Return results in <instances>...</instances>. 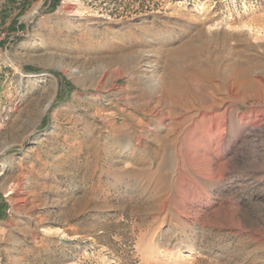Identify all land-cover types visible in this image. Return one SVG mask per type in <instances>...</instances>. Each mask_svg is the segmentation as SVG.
Masks as SVG:
<instances>
[{
	"label": "rangeland",
	"instance_id": "obj_1",
	"mask_svg": "<svg viewBox=\"0 0 264 264\" xmlns=\"http://www.w3.org/2000/svg\"><path fill=\"white\" fill-rule=\"evenodd\" d=\"M263 121L264 0H0V264H264Z\"/></svg>",
	"mask_w": 264,
	"mask_h": 264
},
{
	"label": "bare ground",
	"instance_id": "obj_2",
	"mask_svg": "<svg viewBox=\"0 0 264 264\" xmlns=\"http://www.w3.org/2000/svg\"><path fill=\"white\" fill-rule=\"evenodd\" d=\"M97 50L98 49H96L95 51ZM197 54H198V49L194 45H192V43H187L185 45V48L181 52H174L173 54L171 53V57L169 58L171 63H170V66L168 67L169 68L168 77L165 83H163V85L160 86L158 84V80H153V79L151 80V83L154 86L155 90H158V91L162 90L165 93L164 98L165 97L168 98L170 96L175 95V96H180L181 98H184L187 100H190V99L194 100L195 98L193 95L194 86L199 87L197 83H200L202 81L211 82L213 78L215 77L219 79V82L222 84L223 87L227 88V86H229L231 83L230 80H232L230 77L232 76L233 73H235L233 72L234 69H229L228 73H224L225 71L220 72V68L217 64H211L206 61L203 62V64H200L198 61ZM188 55L191 56L192 58L190 59V62H188L187 57H186ZM236 72L237 74L235 75L240 79L241 78L243 79L247 75L246 70H236ZM192 104H194V106L196 107L194 108L195 112H199V110L202 109L199 107L200 104H198L196 101H193ZM218 106H219V103L215 102L213 103L211 108L206 107V108H203V110L204 111L210 110ZM209 115L212 117H216V118L221 117L220 119H222L223 117L225 119V121L223 120L224 124H226V121H227L226 119L227 109L226 108L223 111H220L218 113L210 112ZM211 125H212L211 128H214L216 127L215 125L217 124H215V122L212 121ZM261 126L262 125H257L256 127L259 128ZM223 127H225V125H223Z\"/></svg>",
	"mask_w": 264,
	"mask_h": 264
}]
</instances>
